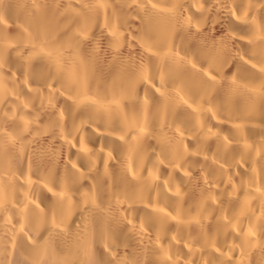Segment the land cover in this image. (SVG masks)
<instances>
[{"label": "bare ground", "instance_id": "obj_1", "mask_svg": "<svg viewBox=\"0 0 264 264\" xmlns=\"http://www.w3.org/2000/svg\"><path fill=\"white\" fill-rule=\"evenodd\" d=\"M0 264H264V0H0Z\"/></svg>", "mask_w": 264, "mask_h": 264}]
</instances>
